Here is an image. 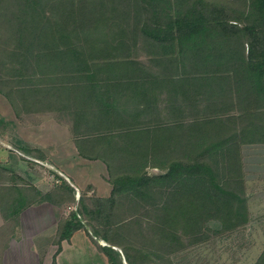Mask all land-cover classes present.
Here are the masks:
<instances>
[{
	"label": "trees",
	"instance_id": "1",
	"mask_svg": "<svg viewBox=\"0 0 264 264\" xmlns=\"http://www.w3.org/2000/svg\"><path fill=\"white\" fill-rule=\"evenodd\" d=\"M0 95L18 119L20 105L70 115L79 156L107 169L109 199L77 201L61 179L35 191L76 207L53 264L78 232L109 264H124L116 249L126 264H172L209 224L250 223L243 149L264 146V0H0ZM7 198L0 187L3 219L19 227L33 203L11 210Z\"/></svg>",
	"mask_w": 264,
	"mask_h": 264
},
{
	"label": "crops",
	"instance_id": "2",
	"mask_svg": "<svg viewBox=\"0 0 264 264\" xmlns=\"http://www.w3.org/2000/svg\"><path fill=\"white\" fill-rule=\"evenodd\" d=\"M0 116L6 123L15 125V132L23 143L41 151L45 158L41 162L26 157L0 136V169L10 171L32 167L33 163L40 166L45 164L47 169L54 172L55 184H60L61 179L75 190L80 191L86 186L91 188L93 191L88 193L89 198L111 197L112 186L108 182L105 165L82 159L69 130L54 121L44 122L41 126H23L9 102L1 95ZM21 177L26 184L34 183L41 193H47L48 189H45L39 175ZM59 213L60 209L50 204L32 208L21 215L20 225L16 227L6 223L0 211V264H53L59 248L53 242L51 231L57 226ZM61 248L57 264H109L107 257L99 252L85 232L76 233L70 242H63Z\"/></svg>",
	"mask_w": 264,
	"mask_h": 264
},
{
	"label": "rangeland",
	"instance_id": "3",
	"mask_svg": "<svg viewBox=\"0 0 264 264\" xmlns=\"http://www.w3.org/2000/svg\"><path fill=\"white\" fill-rule=\"evenodd\" d=\"M138 62L144 65L148 64L147 58L144 54L139 55ZM19 107L21 108V118H19V122H21L23 126H41L44 122L54 121L70 131L69 125H71L72 120L71 116L68 114L65 116L54 113L48 114L47 112H42L43 110L36 113L30 111L28 107H24L25 110L22 109L21 105ZM0 119L3 120L1 116ZM15 130L16 127L14 124L9 128H0L2 136L13 148L17 149L21 144H23L24 147L28 146L19 139ZM243 161L250 212V223L248 226L233 233L221 234V225L218 223H211L208 225L209 231L207 232L209 239L198 246L188 247L181 253L172 257V264H256L259 257L264 252V146L245 147L243 149ZM33 166L25 167L23 169L20 167L11 169V173H9L10 175H4L0 172V186L7 190V200L8 205L11 206V210L17 208L16 205L20 196L23 197V199L25 197L26 200L30 198V201L33 203V206L27 210L45 205L39 204L40 201L34 193L35 191H40L36 189L34 183L28 182L26 184L21 176L29 177L31 174L39 175L42 177L45 189H48L47 193H50L56 187L55 179L53 178L55 177V174L53 171L47 169L45 164L40 166L33 163ZM149 174L157 176L162 175L163 173L158 170H151L149 171ZM73 189L76 193L78 191L80 197L88 195V193L93 191L87 186L80 191L75 190V188ZM47 193L45 192L44 194ZM3 196L5 197L6 193H4ZM70 208L73 209V211H70L68 207L60 209L59 218L56 221L57 226L51 231L53 242L55 244L59 239L58 230L61 223L64 219L68 218L71 213L76 212V207ZM45 214H47V212ZM88 234L91 237H94L93 233ZM95 239L102 247H107L106 244L100 242L97 238ZM116 251L121 254L123 263L126 264L123 253L119 249H116Z\"/></svg>",
	"mask_w": 264,
	"mask_h": 264
},
{
	"label": "built area",
	"instance_id": "4",
	"mask_svg": "<svg viewBox=\"0 0 264 264\" xmlns=\"http://www.w3.org/2000/svg\"><path fill=\"white\" fill-rule=\"evenodd\" d=\"M80 194L78 193V191H77V194H76V199H77V201H79L80 200ZM70 211H73V209H70Z\"/></svg>",
	"mask_w": 264,
	"mask_h": 264
}]
</instances>
